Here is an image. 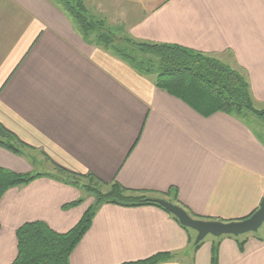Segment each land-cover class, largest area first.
Segmentation results:
<instances>
[{
	"label": "crops",
	"instance_id": "crops-1",
	"mask_svg": "<svg viewBox=\"0 0 264 264\" xmlns=\"http://www.w3.org/2000/svg\"><path fill=\"white\" fill-rule=\"evenodd\" d=\"M96 6L114 17L111 23L94 13L107 26L136 41L198 51L240 71L256 107H264V0ZM0 125L27 146L23 155L0 148V167L38 175L0 199V264L15 260L20 226L39 221L66 233L89 207L87 199L68 206L83 193L52 177L54 165L165 199L176 193L204 221L243 219L264 199V144L249 124L199 115L85 43L51 0H0ZM262 226L239 237L207 236L191 257L196 233L166 212L104 204L69 264H122L158 253L175 256L162 264H264Z\"/></svg>",
	"mask_w": 264,
	"mask_h": 264
},
{
	"label": "trees",
	"instance_id": "trees-1",
	"mask_svg": "<svg viewBox=\"0 0 264 264\" xmlns=\"http://www.w3.org/2000/svg\"><path fill=\"white\" fill-rule=\"evenodd\" d=\"M51 1L68 16L85 43L111 53L140 76L151 78L156 88L181 100L199 115L209 117L223 113L247 124L251 116L264 118V109H257L244 74L220 60L177 45L136 41L107 26L103 18L91 13L84 0ZM257 137L264 144V139ZM0 148L23 155L27 146L0 125ZM53 172L52 177L90 196L92 205L66 233L54 232L39 221L20 226L16 231L17 255L11 264H69L70 255L89 230L97 210L104 204L154 206L169 214L154 202V199H164L184 209L176 199V193L172 199H165V195L125 189L116 181L106 183L91 174L81 176L55 165ZM36 176L17 174L0 167V199L7 190L25 185ZM85 199L83 196L68 206L83 203ZM253 213L237 221L245 220ZM169 215L178 223L176 218ZM201 244L192 245L189 250L195 252ZM174 258L170 253H158L122 264H162Z\"/></svg>",
	"mask_w": 264,
	"mask_h": 264
},
{
	"label": "water",
	"instance_id": "water-1",
	"mask_svg": "<svg viewBox=\"0 0 264 264\" xmlns=\"http://www.w3.org/2000/svg\"><path fill=\"white\" fill-rule=\"evenodd\" d=\"M154 202L176 218L182 227L196 233L193 246L202 242L207 236L214 238L221 236L239 237L248 233H256L264 224V199H262L259 208L249 218L227 223L194 219L184 209L164 199H154Z\"/></svg>",
	"mask_w": 264,
	"mask_h": 264
},
{
	"label": "rangeland",
	"instance_id": "rangeland-1",
	"mask_svg": "<svg viewBox=\"0 0 264 264\" xmlns=\"http://www.w3.org/2000/svg\"><path fill=\"white\" fill-rule=\"evenodd\" d=\"M84 1L86 2V5H87L88 9L91 11V13L100 14V15L104 16L107 19V21H109V22H111V21L113 22L114 21V17L111 15V13H108L105 9H99V8H97L96 3L98 2V0H93V1H91V0H84ZM259 108L262 110L264 107L262 106V107H259ZM259 108H257V109H259ZM248 124H249L250 128L253 131H255V133L259 137H261V138L264 139V118H261V117H258V116H251L250 119L248 120ZM83 196L86 197L87 201L89 200L88 201V202H90L89 203V206L92 205L93 199L90 196H88V195H86L84 193H83ZM262 227H264V224H263ZM193 255H194V252L191 251L190 252V256L192 257ZM183 263H185V264L187 263L188 264L189 263V260H186V261L183 260Z\"/></svg>",
	"mask_w": 264,
	"mask_h": 264
}]
</instances>
